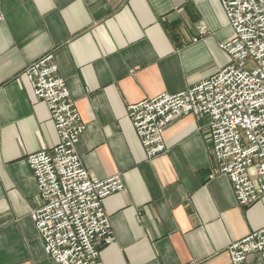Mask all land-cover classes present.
Returning a JSON list of instances; mask_svg holds the SVG:
<instances>
[{
  "label": "crops",
  "instance_id": "1",
  "mask_svg": "<svg viewBox=\"0 0 264 264\" xmlns=\"http://www.w3.org/2000/svg\"><path fill=\"white\" fill-rule=\"evenodd\" d=\"M0 264H57L31 218L39 190L27 157L59 144L25 76L53 54L86 130L77 153L94 179L121 174L108 197L114 240L99 264H231L229 247L264 227V196L240 206L218 174L208 119L187 115L147 159L128 106L177 94L231 63L219 0H1ZM259 257L253 256L251 262Z\"/></svg>",
  "mask_w": 264,
  "mask_h": 264
},
{
  "label": "built area",
  "instance_id": "2",
  "mask_svg": "<svg viewBox=\"0 0 264 264\" xmlns=\"http://www.w3.org/2000/svg\"><path fill=\"white\" fill-rule=\"evenodd\" d=\"M219 1L234 32L221 44L231 63L185 91L129 105L128 117L149 160L166 153L164 132L175 121L187 115L208 119L216 172L228 177L237 203L250 207L264 196V0ZM24 73L59 137L52 150L27 157L40 198L31 218L57 264H99L102 249L114 240L104 202L124 190L122 175L94 179L84 167L77 145L86 124L54 55ZM229 254L231 264H264V227L233 243Z\"/></svg>",
  "mask_w": 264,
  "mask_h": 264
}]
</instances>
